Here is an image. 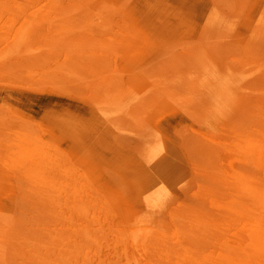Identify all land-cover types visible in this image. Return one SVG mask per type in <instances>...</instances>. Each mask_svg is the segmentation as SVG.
<instances>
[{
    "label": "bare ground",
    "instance_id": "1",
    "mask_svg": "<svg viewBox=\"0 0 264 264\" xmlns=\"http://www.w3.org/2000/svg\"><path fill=\"white\" fill-rule=\"evenodd\" d=\"M0 72V264H264V0H0Z\"/></svg>",
    "mask_w": 264,
    "mask_h": 264
},
{
    "label": "rangeland",
    "instance_id": "2",
    "mask_svg": "<svg viewBox=\"0 0 264 264\" xmlns=\"http://www.w3.org/2000/svg\"><path fill=\"white\" fill-rule=\"evenodd\" d=\"M72 1H77V0H72ZM56 10V8H54L53 9V11H55ZM99 34H100V32H99ZM101 35V34H100ZM99 42H100V40H98ZM101 56V55H100ZM96 57H98V53L96 52ZM34 60H36V57H33L31 60H30V64H32L33 63V61ZM37 65H39L38 63H37ZM97 65H98V67H93V70H95L96 69V71L98 72V73H100L102 76H104V77H106L108 74H110V73H107V70L108 69H111L112 68V65L109 63V62H107V63H105V64H102V65H99L98 63H97ZM47 66V64H45L44 65V67H46ZM106 70V71H105ZM102 71H105V72H102ZM24 74V73H23ZM111 74H113V72H111ZM0 76H2V73L0 72ZM12 76V74L11 75H9V77H11ZM14 76V75H13ZM59 86H58V91H60L61 93H65V92H63V89H62V85H66V89L67 90H69V92H71V93H73V92H75L77 89L75 88V85H74V82H68V83H59L58 84ZM247 94V93H246ZM72 95H74V94H72ZM201 94H198V96H200ZM197 95L193 98V100L195 101V99L198 97ZM154 97V94H150V95H147V97H146V99H145V101H143V103H142V105H140V106H136V107H133L132 109H133V111L134 110H136V109H139L140 110V108L142 107V106H144L145 104H147L148 102H151V99ZM237 97H239V95H237L236 96V98ZM188 98V94L186 93V92H183L180 96H176V97H173L172 98V100H171V103L173 104V105H179V106H182V105H184L185 103H186V99ZM183 101V102H182ZM139 102V99H137V100H135V102L133 103V105H135V104H137ZM177 103H179V104H177ZM132 105V106H133ZM143 109H141L140 111H142ZM206 110L207 109H205V108H199L198 110H195L194 112H193V116L196 118V117H200V116H203L204 115V113L206 112ZM185 114H187L186 112H184ZM190 113V112H189ZM126 115H124V117H123V120L125 121V123H130L131 124V127L132 128H135L134 130H138L139 128L136 126V124H135V122L136 121H139V120H142V116L140 115V116H138L137 117V120L135 121V120H126ZM151 131H153V129L151 128ZM134 134V133H133ZM13 159V158H12ZM12 162H10V164H11ZM18 164H15V166H17ZM174 206H176V205H174ZM173 206V207H174ZM172 207V208H173ZM121 219H122V217H121ZM125 221V220H124ZM167 222V221H166ZM118 223V222H117ZM118 227L119 226H121V224H118L117 225Z\"/></svg>",
    "mask_w": 264,
    "mask_h": 264
}]
</instances>
